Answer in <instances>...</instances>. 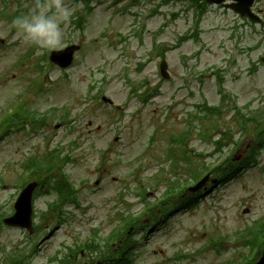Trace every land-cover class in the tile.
<instances>
[{
  "label": "rangeland",
  "instance_id": "rangeland-1",
  "mask_svg": "<svg viewBox=\"0 0 264 264\" xmlns=\"http://www.w3.org/2000/svg\"><path fill=\"white\" fill-rule=\"evenodd\" d=\"M37 1L0 0V12H12L18 8L19 3L34 9ZM109 1L111 0H101V3L96 4L93 12L87 15L85 29L81 31L70 22L71 14L67 20L57 16L64 34L58 47H64L72 40L83 47L76 54L73 66L67 71L52 66L48 61L43 79L47 92L33 97V101L35 108L40 111L57 107L59 113L66 107L71 111L70 119L62 123L65 125L59 131H55L58 129L53 123L42 134L26 135L19 132L0 138V180L5 182L4 187L0 184V211L4 212L17 195L14 181L24 173L16 163L33 153L46 151L48 146L57 142H62L64 154L70 153L77 159V162H71L66 167L76 186L82 179L87 181L82 186L79 184V199L85 209V213H81L88 224L81 214L76 211L70 213L72 218L69 222H62L53 234L39 244L34 264L45 263L48 257L62 248L64 241L71 243L75 238L83 240L88 235L89 224L98 223L107 214L114 216L118 209H123L126 213L128 208L135 212L140 210L139 196L136 193L126 194L123 186L126 181L134 180L132 175L135 166L132 161L136 162L139 154L138 161H144L145 167L143 171L137 170L141 178L150 179L155 175H163L167 179H177L172 173V162H167L164 157L166 145L170 135L184 130L188 120L193 118L194 104L203 99L218 103L215 70L220 68L224 71L228 93H239V99L236 98L238 105L251 99H254L256 107L263 105L260 97L264 96V66L257 65L259 69L255 74L248 72V69L252 66L251 60L264 52V42L260 48L251 51L260 35L252 34L247 27L238 31L233 11L220 6H209L202 20L198 21L201 31L199 41L189 40L178 50L168 51L166 60L171 78L163 81L159 74L162 60L156 54L155 46L168 49L169 44L176 43L180 34L194 27L196 14L192 2L179 0L164 4L163 0H153L150 3L142 0L140 30L142 25L144 27L140 33V45L137 37L130 36L124 44L128 49L122 55L121 50H111L108 45L115 43L118 37L116 33H132L130 22H137V17H134L136 8L119 13L118 10L123 7L122 2L115 9H109ZM123 3L126 5L128 2ZM158 3L161 4L160 12L148 16L147 13ZM58 8L67 9L70 13L75 10L67 0H50L43 11L55 15ZM173 12L178 14L176 19L170 18ZM164 25L165 29L155 37V33ZM101 31L105 36H101ZM237 35L241 37L238 38ZM96 39L98 41L94 42ZM108 40L110 43L107 44ZM238 42L244 46L242 53L236 52ZM32 48V45L25 42L21 32L14 31L5 17L0 18V112L7 110L5 106L11 104L15 94L21 91L29 94L26 78H32L34 73L38 75L36 63L49 50L35 47L33 58L23 59L24 65L17 67L24 53ZM143 83L146 87L141 89V94L142 91L145 93L153 90V87L159 88V93L150 97L146 103L130 94L131 87ZM93 85L97 88L92 89ZM99 90L114 99L115 104H105L101 98L98 99L96 95ZM230 116L228 114L225 117L224 125L229 123ZM46 133L47 145L44 140ZM152 135L153 147L148 149ZM116 136L119 137L118 141L114 140ZM250 137V134L246 135L244 141ZM71 141L78 146H70ZM186 144L190 157L195 156L196 160L192 169L201 167L203 161H212L210 151L213 146L209 141L192 134ZM104 150L109 152L105 161L100 153ZM120 159L123 160L122 163ZM179 166L180 180H184L190 174H184L182 163ZM97 179H100L99 184H96ZM15 186L19 187V182ZM165 187L166 184L161 189L150 192L149 195L152 196L148 201L154 200ZM122 193L129 206L119 200ZM49 196L40 197L36 204L37 211L45 208ZM246 207L250 209L248 214L243 213ZM10 208L6 211L10 212ZM263 211L264 152L258 166L213 190L203 197L199 205L173 217L169 225L153 230L148 243L141 238V233L137 234V238L144 241L140 261L154 264V261L160 259L159 250H162L161 257H166L177 248L194 251L196 246L203 247L207 239L208 245L215 246L216 251L220 240L223 251L217 254L207 250L201 255H194L195 258L167 264H225L234 254L241 259L239 253H247L248 249L233 237L236 238L235 233L245 224L253 223ZM9 214L5 212V215ZM53 225L56 226V221ZM46 234L36 238L35 242H40ZM219 236L231 238L223 243L224 240L221 237L219 239ZM30 239L20 228L4 226L0 231V247L5 248L6 253L0 252V264L5 263V254H14L15 249L28 247Z\"/></svg>",
  "mask_w": 264,
  "mask_h": 264
},
{
  "label": "clouds",
  "instance_id": "clouds-1",
  "mask_svg": "<svg viewBox=\"0 0 264 264\" xmlns=\"http://www.w3.org/2000/svg\"><path fill=\"white\" fill-rule=\"evenodd\" d=\"M46 7L42 4L41 10L17 16L11 21V27L23 34L25 42L40 50L61 44L64 34L57 16L67 20L71 14L67 9L58 8L55 15H49L43 11Z\"/></svg>",
  "mask_w": 264,
  "mask_h": 264
},
{
  "label": "water",
  "instance_id": "water-1",
  "mask_svg": "<svg viewBox=\"0 0 264 264\" xmlns=\"http://www.w3.org/2000/svg\"><path fill=\"white\" fill-rule=\"evenodd\" d=\"M214 1V0H210ZM78 48V46H70L67 49L63 51H55L53 52L51 59L55 61L56 63L60 64L61 66L67 67L71 64L73 60V53ZM165 67V65H164ZM163 73H165V69L163 70ZM34 184L29 185L27 189L22 193L19 202L17 204V207L19 209V213L13 218L7 219V223L11 224H19L22 226H27L30 229L31 227V193L32 189L34 188ZM199 187H195L194 190L198 189ZM27 213V215H24V213ZM257 264H264V256Z\"/></svg>",
  "mask_w": 264,
  "mask_h": 264
},
{
  "label": "trees",
  "instance_id": "trees-1",
  "mask_svg": "<svg viewBox=\"0 0 264 264\" xmlns=\"http://www.w3.org/2000/svg\"><path fill=\"white\" fill-rule=\"evenodd\" d=\"M253 162H256V154H255L254 150L250 154H248V156L245 158V160L242 164L234 163L230 159H228L226 161L227 165L225 167H224V165H220V166L216 167L214 170H215V173L221 177V180L225 181V180L230 179L231 177L236 176V174L241 171L243 164L248 165V164H251ZM205 168H206V165H204V169ZM198 176H199V174H196L195 178H197ZM66 188H67V186L62 185L61 183H59L56 187V189L60 192ZM74 193H75L74 190H70L71 195H74Z\"/></svg>",
  "mask_w": 264,
  "mask_h": 264
}]
</instances>
